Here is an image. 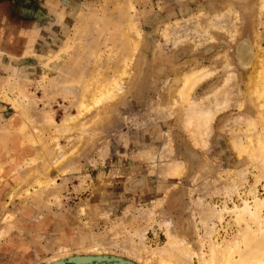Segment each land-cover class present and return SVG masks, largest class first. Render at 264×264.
<instances>
[{
    "label": "rangeland",
    "instance_id": "374dc122",
    "mask_svg": "<svg viewBox=\"0 0 264 264\" xmlns=\"http://www.w3.org/2000/svg\"><path fill=\"white\" fill-rule=\"evenodd\" d=\"M67 2L66 16H46L44 29L21 35L20 51L0 60L6 65L0 67V264H149L140 251L164 246L169 221L195 249L203 238L208 256L204 214L213 205L221 210L230 197L229 208L239 205L238 196L246 197L260 172L236 153L248 136L264 140V112L248 86L258 60L241 69L235 48L250 38L264 57V0ZM122 69L128 76L114 97L94 107L91 119L78 118L76 96L67 88ZM193 73L203 78L179 109L178 91ZM70 119L84 125L72 128ZM37 126L43 134L33 145ZM56 134L67 155L51 169ZM36 153L44 157L37 164ZM230 171L242 173L243 186L227 198ZM34 174L48 185L21 193L18 186ZM90 201L92 216L79 215ZM228 214L214 219L211 238L220 243L235 230ZM115 232L131 250L116 241L102 260L79 261L88 254L82 248ZM60 248L69 257L50 262Z\"/></svg>",
    "mask_w": 264,
    "mask_h": 264
},
{
    "label": "bare ground",
    "instance_id": "6f19581e",
    "mask_svg": "<svg viewBox=\"0 0 264 264\" xmlns=\"http://www.w3.org/2000/svg\"><path fill=\"white\" fill-rule=\"evenodd\" d=\"M235 49H236V56H237L236 59H237V63H238L237 65H239V67H241V69H244L245 71L253 66V62H255L254 61L255 59L258 60V61H256L257 62L256 65L253 66V73H252V76L250 77L251 81H250V83H248L250 85H248V86L251 88L250 92L252 95L251 96L252 101L255 102L259 106L258 107L259 109L261 108L262 112H264V57L262 56V58H261L255 53L254 46L252 45L250 38H246L245 40L244 39L240 40L237 43ZM127 60H129V59H127ZM131 62H128L129 65L131 64ZM129 65H127L126 69L130 68L131 65L130 66ZM126 69L125 70L122 69L123 72L117 71L115 73V75L110 79L105 77V75H96L95 77L88 79L86 81L84 87H81L79 85L78 86L71 85L67 88V90H70V92H73V94L76 96L75 100H76V105H78V118L82 117L84 115H85L84 117H86V115H89L88 113L91 112L92 109L95 110L98 106H102L101 104H104L105 101L110 100L111 98L114 97L115 91H116V86L119 85V83H121L126 76H128V71H126ZM202 78L203 77L200 74H196V73H193L191 75L184 77V79L182 81L181 89H179V91H178L179 95H177V96H179L180 100H182L180 102L182 104H181V106H179V109L185 107V106H183L184 105L183 102L189 98L190 92L193 91L192 89L197 85V83H199L202 80ZM19 80L22 81V78H19L18 81ZM18 81L16 79V81H15L16 86L20 83ZM12 86H13V84H12ZM106 104H108V103H106ZM109 104H111V102ZM176 104H179V103H176ZM94 107H95V109H94ZM100 109H101V107H100ZM177 110H178V108H177ZM181 111H183V110H181ZM93 112H95V111H93ZM92 115H89L88 117H90ZM213 115H216V114H213ZM197 116H199V115L197 114ZM203 116H206V115L203 114ZM209 117H210V114L208 116V119L210 120ZM200 118H202V117H200ZM205 118L207 119V117H205ZM28 119H29V117H28ZM84 119H83V121H85ZM90 119H91V117H90ZM191 119H192V117H191ZM206 119H204V120H206ZM79 120H81V118ZM193 120L192 121L189 120L191 124L194 123ZM209 120H206V123H208ZM28 121H27V123H28ZM196 121L200 122V120H196ZM202 121H203V119H202ZM199 122H198V124H200ZM69 125L72 126V128H73V126L75 128L76 125L81 126L82 124H79V122H77L76 119L75 120L70 119ZM205 127L207 128V126H205ZM76 128H77V126H76ZM32 129H34V141L32 144L37 145L41 140V136L43 134L42 130L44 128L41 129V128H38V126H37V127L32 128ZM201 129H203V128H201ZM204 132H206V131H204ZM60 137L61 136L56 134L52 140L55 144L57 154L55 155V157L53 158V160L50 163L51 169L53 166L56 167L60 163L61 159L64 157L63 153H65V152H62L63 149L61 150L60 146L58 145ZM77 137H79V136L77 135ZM197 138H199V137L197 136ZM246 138L247 139H245L246 143L244 144V148H242V149L237 148L236 153H238V156H240L243 159V162L245 161L247 166L249 164H251L252 166H254V168L256 170H258V172L259 171L260 172L255 176V182H254L253 186L250 187V191H248V194L246 193L245 198L238 196L239 195L238 194V188L240 187V186H238V183H239V185H241V184H243V182L241 181L242 182L241 183L239 181V179H237V178H239L238 176H241L242 173L240 172L241 174L240 173L238 174V171H237V174H238V176H237V174L235 172L236 170L234 172H232L233 170L230 171V173L228 172V174H227L228 177L227 176L226 177L230 181V183H232L233 185L230 186L229 189L227 188L225 190V194L223 192L222 193L224 196L226 195L225 197H227V198L234 195V194H237L238 198L240 197L241 202L239 205L232 202V204H233L232 208H229L227 206V203L229 201H232V199H231L232 197H230V198H228L230 200H228L227 203L225 202V204H223V208L222 209L220 208L221 210H219V208H218L217 210H219V211H217L215 209L216 206L213 205V207H214L213 210H208V212H206L204 214L205 216L202 218L203 220L201 219V221H203V223L201 222V224H204V226L203 225L202 226H203V228L205 227V234L207 235V239H208V241H207V244H208L207 246H208V250H209L208 256L206 255V253L204 251V242L205 241L203 238L198 243L199 249H195L190 243H188L185 240L186 238H184V236H181V237L178 236L171 229V227H170L171 223L169 221L168 223L166 222L168 224V226L166 225V227H168L166 229L167 230V233H166L167 234L166 235L167 241L163 247H158L156 249L153 248V250H152V248H150L147 250V248H145L144 245H142V246L139 245V247H138L139 242H138V244H136L135 242L132 243V244H134V243L136 244V247H138L137 249H139L140 246L142 249L143 248L146 249V250L143 249L144 251L139 250L141 253L140 255L136 254L137 252L134 253L137 257H138V255L140 257L143 256L144 260L146 258L148 261V262L145 261V263H149V264H184V263L188 264L189 260H190V264H192L191 261H192L193 257L198 258L199 264H264V197H260L259 196L260 194L257 190V186L261 182L264 183V140L254 139L251 136H248ZM68 139H70V138H68ZM74 140H75V138H74ZM75 141H74V143H70V144H73L72 145L73 149H74V145L77 146V144H78V143L75 144ZM71 142H72V140H71ZM35 155H36V157L32 159V161L34 163H36L38 160L40 161L44 158L40 154L36 153ZM235 156H237V155H235ZM245 165H243L244 168H245ZM247 168L248 167H246V169ZM180 169H181V166H180ZM177 171H179V170H177ZM177 173H179V172H177ZM243 173H245V172H243ZM174 174H175V172H174ZM240 179H242V177ZM243 181L247 182V180H245V177H244ZM47 182L48 181L43 180V179L41 180L40 178L36 177L34 174L29 178V181H27V184H24L25 185L24 187L21 184L18 186V188L22 187L21 190H19V191L20 192L24 191L26 194L29 192V189L34 188L35 186L42 187L46 184L48 185L49 182L48 183ZM242 186L243 185H241V187ZM262 187L264 189V184ZM22 189H25V190H22ZM20 192H19V194L22 193V192L21 193ZM249 198H251L250 201H249ZM94 199L96 201L97 197L96 198L94 197ZM94 199H92V200H94ZM95 203H97V202H95ZM206 205H208V204H206ZM210 209H211V207H210ZM223 212H225V213L229 212V214L231 213V215H232L231 219H232V222L234 225L233 227H235V230H234L233 235L227 241H224V243H220L219 241L213 240L211 237L216 230V229H214V225H215L214 222H216L217 220L221 221L223 219V217H224ZM77 213H79V215H81L83 213L82 215H86V217L87 216L91 217L92 214L94 213V204L91 201L88 202L87 204L83 203L80 210ZM74 215L78 216L79 217L78 219H81L79 215H76V214H74ZM75 216H73V217H75ZM95 216H97V215L95 214ZM93 218L94 217H92V219ZM75 219H77V218L75 217ZM90 219H87V220H90ZM214 219H217V220L214 221ZM210 224H212V225H210ZM1 234L2 233H1V229H0V236H1ZM113 235H114V233H113ZM113 235L109 236L106 240H102V241H100L101 238L99 239V241H97L95 239L94 240L95 242L93 241L94 243H92L91 245H89L87 247L82 248L81 251L82 252L84 251L88 254L87 255L84 254L85 256H79V261L82 263H88V262L93 261V259H96L98 261L102 260L103 259L102 257H104V255H106L108 252H110L111 249L113 250V246H116V241H117V239H119L120 234L118 232V234L116 233V235H114V236ZM112 237H115V239H114L115 242L113 241ZM142 237H144V236H142ZM102 238H105V236ZM142 240H143V244H144V239L142 238ZM121 241H123V240H121ZM127 241L129 242V240H127ZM117 242H118L117 246H119V247H120V245L122 246V247H120L121 248L120 250L124 249L123 247L125 246V244L123 246V244L119 243V240ZM114 243H115V245H114ZM135 244H134V246H135ZM129 245L131 246V244H129ZM127 246H125V249ZM127 248H129V247H127ZM129 249L131 250V248H129ZM125 251H128V249ZM128 252H130V251H128ZM70 254L71 253H70L69 249L60 248L54 254V256L52 257L50 262L56 263L58 261H61L62 259L69 257ZM131 254H133V253H131ZM107 255H109V254H107ZM137 257H135V258L138 259V261H139L140 257H138V258Z\"/></svg>",
    "mask_w": 264,
    "mask_h": 264
},
{
    "label": "crops",
    "instance_id": "0c3cea01",
    "mask_svg": "<svg viewBox=\"0 0 264 264\" xmlns=\"http://www.w3.org/2000/svg\"><path fill=\"white\" fill-rule=\"evenodd\" d=\"M67 4V0H0V60L20 51L21 35L29 38L44 29L46 16H66L62 8Z\"/></svg>",
    "mask_w": 264,
    "mask_h": 264
}]
</instances>
